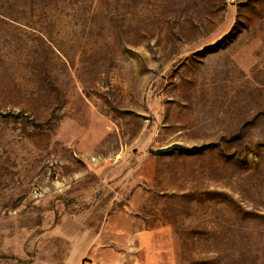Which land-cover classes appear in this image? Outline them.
<instances>
[{
	"label": "rangeland",
	"instance_id": "374dc122",
	"mask_svg": "<svg viewBox=\"0 0 264 264\" xmlns=\"http://www.w3.org/2000/svg\"><path fill=\"white\" fill-rule=\"evenodd\" d=\"M0 264H264V0H0Z\"/></svg>",
	"mask_w": 264,
	"mask_h": 264
},
{
	"label": "trees",
	"instance_id": "16d2710c",
	"mask_svg": "<svg viewBox=\"0 0 264 264\" xmlns=\"http://www.w3.org/2000/svg\"><path fill=\"white\" fill-rule=\"evenodd\" d=\"M168 150L167 149H160V150H157L155 151L156 154H163V153H166Z\"/></svg>",
	"mask_w": 264,
	"mask_h": 264
}]
</instances>
